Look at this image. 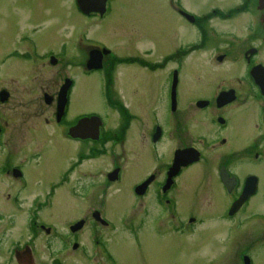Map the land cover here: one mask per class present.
Returning a JSON list of instances; mask_svg holds the SVG:
<instances>
[{
  "label": "rangeland",
  "instance_id": "rangeland-1",
  "mask_svg": "<svg viewBox=\"0 0 264 264\" xmlns=\"http://www.w3.org/2000/svg\"><path fill=\"white\" fill-rule=\"evenodd\" d=\"M246 1L179 0L178 3L199 17L210 16L211 21L207 25L216 28V31L244 36L248 25H254L257 30L263 24L264 12L260 11L259 2L251 1L248 12H245L246 6H243L240 12L229 17H218V11H227L225 14L228 15L233 7L239 8ZM171 2L172 0H111L110 14L104 20H99L83 16L78 11L75 0H0V92L6 90L11 95L9 102L3 105L0 103V114L10 121H22L23 118L29 121L25 126L17 124L27 134L26 139L23 135V143L25 140L29 141L28 132L40 129L42 121L49 118L54 111V106L50 108L45 103L42 89L55 93L63 77L67 76L76 78L77 82L72 93L71 113L78 111L80 114H98L107 122L110 133L117 131V117L112 119L111 124L109 121L111 110L104 96L102 74L96 73L91 83L83 78L78 79L75 75V71H79L75 69L79 64L76 61L81 62L80 58L83 57L78 52L80 43L83 39L94 40L113 49L116 55H126L128 48L120 45L119 35L124 31V35L131 38L135 30H141L142 34L146 32L148 38L150 37V40L142 37L141 47L148 45L146 47L151 48L152 45L157 53L154 59L162 60L169 53L170 40L174 52L178 46L195 44L198 40L196 28L179 19L171 7ZM215 11L218 15L214 14ZM207 35L211 43L205 44L201 53L191 54L185 61L181 77L182 96L188 93L194 96L200 91L201 95H208L211 92L213 86L209 84L207 77L202 78L201 87L197 81L192 80L197 78L200 70L203 74H222L226 77L229 73L241 72L244 67L243 62L233 64L231 59L217 62L216 56L224 52V47L232 43V40H223L215 48L216 40L210 32ZM26 40L32 42V53L41 57L54 53L61 66L54 68L46 63L36 64L37 61L32 59L31 62L20 59L16 54L27 49L24 43ZM62 67L65 71L61 70ZM162 73L164 71L161 68L151 77L139 75L143 73L137 69L118 71L117 90L123 92L126 108L136 112L137 103L150 100L149 94L156 95L163 78ZM160 114L163 113L148 111L142 118L149 126L162 118ZM28 115L33 116L27 119ZM257 120L255 109L254 123ZM45 127L49 131L48 126ZM191 129L194 134H198V128L193 122ZM212 129L209 122L201 117V130L209 132ZM253 136L259 137L260 132L254 129ZM138 137V126H134L127 139L126 173L120 183L109 182L110 186L104 184L103 175L111 170V160L88 161L78 168L76 185L68 184L58 192L54 200L57 213L46 215L45 221L55 223L63 235L69 233L68 227L71 223L88 221L90 225L86 226L77 241L79 248H85V251H74L72 245H63L59 257H50L45 249L50 238L41 235L36 238L38 248L30 254L29 259H33L34 264H54V259H59L61 264H243V255H248L254 264H264V222L251 218L253 213H264L263 166H249L248 172L259 173L262 186L260 193L252 198L248 211L233 223L235 226L218 219L228 208L230 197L213 177L211 182L204 179L202 186L200 185L201 175L198 179L197 174L201 172V165L177 180L178 187L173 193L177 203L174 208L175 220L171 221L169 212L162 214L161 208L156 205L154 195L143 202L135 200V183L143 179L146 173L150 174L158 168L154 166L149 171L150 165L136 157ZM51 138L53 144L50 146L49 135H45V168L47 178L58 181L60 175L67 170L72 144L61 139L59 134H54ZM169 146L170 141L163 145L161 162L166 161ZM82 149H86V146ZM112 159L117 161L118 154L114 153ZM245 173L246 171L242 172V175ZM146 201L150 206L146 211L148 217L143 210ZM96 210L109 220V227H102L93 219L92 214ZM192 220L195 221L194 224L191 223ZM183 224L184 228L179 229ZM30 238L26 236L24 241L29 242ZM97 241L105 247L115 263L107 259V254L99 249ZM53 248L56 249L55 246ZM85 253L88 258L84 256Z\"/></svg>",
  "mask_w": 264,
  "mask_h": 264
},
{
  "label": "flooded vegetation",
  "instance_id": "flooded-vegetation-1",
  "mask_svg": "<svg viewBox=\"0 0 264 264\" xmlns=\"http://www.w3.org/2000/svg\"><path fill=\"white\" fill-rule=\"evenodd\" d=\"M178 1L172 0L173 11L180 20L196 28L198 40L195 44L178 46L175 52L172 48V40H170L169 53L167 52V56L162 60L154 59L157 53L154 47L150 45V41L147 42L151 48L146 47L148 45L141 47L142 37L148 38L146 32L142 34L141 30H135L131 38L124 35V31L119 35L120 45L128 48L126 55L117 54V56L113 49H109L101 42L96 41L97 44H94L91 41L82 40L80 43L78 52L80 56L82 53L83 57L80 58L81 62L76 61L79 64L77 65L78 68L75 69L79 71H75V75L77 78H83L91 83L96 73L102 74L104 96L111 110L109 121L111 124L112 119L117 117V122H115L119 126L117 131L113 129L115 132L110 133L107 122L98 114H80L78 111L71 113L72 93L77 82L76 78L67 76L63 77V81L55 93H49V89H42L44 101L46 96L51 97L52 104L47 106L50 108L54 106L55 112L53 111L49 118L42 121L40 129L35 130L30 127L33 130L28 132L30 134L29 141L25 140L23 143L24 136L26 139L27 134L17 125L20 123L21 126H25L30 123L29 121L24 120V118L22 121H10L0 114V148L2 150L0 152V264H34L33 259H29V256L38 248L36 238L41 235H47L50 238L47 246H45L46 242L44 244L50 257H59L62 254L61 246L63 245L64 247L72 245L74 251L79 249L85 251V248H79L80 245L77 241L86 226L90 225L88 221H84V229L77 233L71 232V228L79 221L71 223L68 227L69 233L63 235L58 231L55 223L45 221L46 215L52 216L57 213L58 208L55 206L54 200L58 192L68 184L76 185L77 170L88 161L94 159L112 161L111 170L103 175L105 177L104 184L107 186L111 185L109 175L116 171H119V176L115 184L123 180L127 166V139L134 126H138L139 129V137L136 139V157L150 165L149 171L154 166L158 167L154 172L146 173L143 179L135 183L134 195L139 187L149 182L145 195L140 197L135 195L136 201L143 202L154 195L156 205L161 208L162 214L167 211L171 221L175 220L174 208H176L177 203L173 193L178 187L177 180L183 178L194 167L201 165V172L199 171L200 174H197L198 179L201 175L200 185L202 186L204 179L211 182L213 177L230 197L228 208L220 217L218 216V219L221 218L224 222L232 225L239 216L248 211L252 198L235 216H229L232 206L240 199L250 178L255 177L257 179V193L254 197L260 193L262 186L259 173L248 171H250L249 166L253 165H262L264 168V89H262L264 86V19L263 24L260 21L261 25L257 30L254 29V25H248L244 36H238L235 33L222 34L216 31V28L213 29L207 25V22L211 21H209V16L199 17L185 9ZM251 1L259 2L260 7H258L260 11L264 12V0H247L242 2L239 8L233 7L228 15L240 12L243 6H246L245 12H248L247 8L248 6L251 7ZM226 12L219 10V17L228 16L225 14ZM185 14L192 15L194 20ZM214 14L217 12L215 11ZM92 18L104 20L105 16L101 18L97 15ZM207 32H210L213 39L216 40L215 48L223 40H232V43L224 47V52L216 56L217 62L222 63L231 59L233 64L238 61L243 62L244 67L241 72L229 73L226 77L222 74H203L200 70L197 78H192V80L197 81L201 87L202 78L207 77L209 84L213 86L211 92L208 95H201L200 91L194 96L190 93L182 96L181 77L185 61L191 54L201 53V48H204L205 44L209 42ZM24 43L27 49L22 53L18 52L16 55H23L25 59L31 62L32 42L26 40ZM96 51H99L103 56L102 69L99 71L89 69ZM57 58L54 53H49L36 64L44 65L46 63L48 66L56 68L61 66ZM220 58L223 60L220 61ZM160 68L164 73H162L163 78L156 95L149 94L150 100L137 103L136 112L131 111L129 107L126 108L123 103L125 96L122 91L117 90L119 87L117 72L120 70L122 72L135 71L137 69L143 73L139 75L151 77V75L157 74V70ZM61 70L65 71L63 67ZM254 70H257L255 74H253ZM67 81L72 83H70L67 95L66 108L61 115L58 101L62 88ZM174 88H176V92ZM3 91L6 90L1 92ZM224 93L232 94L234 101L226 104L219 101L220 96ZM8 94L10 95V93ZM194 109L195 111H193ZM255 109L258 120L254 123ZM148 111L156 114H159L160 111L163 113L160 114L162 118H158L148 126L142 118ZM32 116L28 115L27 119ZM36 116L39 117V115ZM23 117H25L24 114ZM93 117L100 118L103 124L96 140L93 139L95 131L91 125L86 124L82 129L79 127L81 121ZM201 117L209 122L210 126L213 127L212 130L209 132L201 130ZM192 122L198 128V134H194V130L191 129ZM45 125L48 126L49 131H46ZM254 129L260 132V136L257 138L253 136ZM54 134H59L61 139L68 140L72 144L70 157L67 159V170L60 175L58 181L47 178L45 168V135L47 137L49 135L51 144L48 142V145L51 146L53 144L51 137ZM209 139L212 142H207ZM168 141H170L171 146H169L166 161L161 162V149ZM83 146H86V149L83 150ZM187 150H194L199 153L198 163L182 168L179 175L174 179L173 187L165 192V186L169 173L175 164L177 153ZM114 153L118 154L117 161L112 159ZM245 171L246 173L242 175V172ZM223 175L227 177L228 186L223 182ZM71 188L73 189V187ZM43 192L44 194H42ZM148 203L146 201L145 206L142 203L147 217V207H150L147 205ZM95 212H99L101 217L105 219L102 213L97 210L92 214L93 219ZM251 218L264 222V213H253ZM235 225L233 224L232 227ZM183 228L184 224L179 227V229ZM26 236L31 237L29 242L24 241ZM99 242L97 241L96 244L99 245ZM54 246L56 249L53 248ZM84 256L88 258L86 253ZM54 264H61V262L59 259H54ZM252 264H254L253 261Z\"/></svg>",
  "mask_w": 264,
  "mask_h": 264
},
{
  "label": "water",
  "instance_id": "water-1",
  "mask_svg": "<svg viewBox=\"0 0 264 264\" xmlns=\"http://www.w3.org/2000/svg\"><path fill=\"white\" fill-rule=\"evenodd\" d=\"M109 0H77L78 7L80 11L86 15L90 16L93 14H99L100 16H104L107 12V4ZM93 61H91V65L89 66L90 70H100L102 69V59L103 56L100 52L96 51L94 57H92ZM220 61L223 60V58L219 59ZM259 70V69H257ZM254 70V73L257 71ZM264 85V84H263ZM175 86H176V77H175ZM264 89V86H262ZM70 89V82L67 81L66 84L63 86L62 91L60 93L59 97V111H61V115L64 112V109L67 104V95L68 91ZM174 91L176 92V88H174ZM10 95L7 92H1L0 94V102L2 104L6 103L9 99ZM52 99L49 96L45 97L46 104L50 105L52 104ZM219 101H222L223 104L226 103H232L234 99H232V94L230 93H224L220 96ZM86 124L91 125L94 128L95 134L93 139H98L99 136V127H100V120L98 118H92L83 120L80 122V129H82ZM199 161V153H197L194 150H187V151H181L178 152L175 158V164L172 167L170 173H169V179L168 183L165 187V191H168L171 186L173 185V179L177 177L181 171L182 168H187L190 165H193ZM118 178V172L113 173L110 175V181L115 182ZM223 182L228 186L229 182L227 181V177L223 175ZM149 182L145 183L141 187H139L136 191L137 195L141 196L144 195L147 186ZM257 190V179L251 178L248 180L247 185L244 189L243 194L241 195L240 199L233 205L231 208V211L229 213L230 216H234L243 206L244 204L255 195ZM96 220L100 221L99 214L95 215ZM84 226V222L78 223L75 227L72 228L73 232H77L81 230ZM245 264H250L249 258H245Z\"/></svg>",
  "mask_w": 264,
  "mask_h": 264
}]
</instances>
